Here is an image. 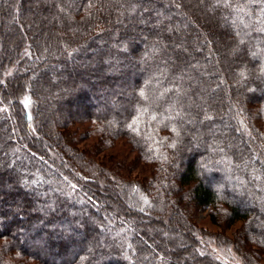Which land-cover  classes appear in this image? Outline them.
Masks as SVG:
<instances>
[{"label":"trees","instance_id":"trees-1","mask_svg":"<svg viewBox=\"0 0 264 264\" xmlns=\"http://www.w3.org/2000/svg\"><path fill=\"white\" fill-rule=\"evenodd\" d=\"M0 9V264H179L141 241L159 216L201 264H233L212 242L264 264V0Z\"/></svg>","mask_w":264,"mask_h":264},{"label":"rangeland","instance_id":"rangeland-1","mask_svg":"<svg viewBox=\"0 0 264 264\" xmlns=\"http://www.w3.org/2000/svg\"><path fill=\"white\" fill-rule=\"evenodd\" d=\"M0 12H1V9H0ZM10 17V16H9ZM11 21V18L10 20H7V22L9 23ZM4 27V21H3V16L0 17V31L3 29ZM0 44H1V41H0ZM4 45V47L6 46V43L0 45V47H2ZM3 49V47H2ZM2 49L0 50V58H4V55H3V52H2ZM94 55H92V58L91 60H94V57L97 56L99 54V50L98 49H94ZM2 54V55H1ZM1 60V59H0ZM51 77H55L59 80V82L61 81V77H60V74L59 73H56V72H51L50 73ZM226 80H228V75L225 76ZM64 91V85L62 83H59V84H56L54 83V86L52 87V93L50 94L51 98L52 99H49L48 101H53L55 102V100L61 96L65 97L62 93ZM56 93V94H55ZM53 94V95H52ZM56 96V97H55ZM48 97V96H47ZM46 97V98H47ZM49 97V98H50ZM234 99V97H233ZM24 101V107L28 110L30 108V102L29 101H26L23 99ZM54 124L53 126L57 127V122H56V119H54ZM2 127V126H1ZM54 127V128H55ZM3 128V127H2ZM19 157L20 156H15V160L18 161L19 160ZM25 160V158H24ZM25 162H28V160L26 159ZM25 168H26V164L24 165L23 167V171L22 172H25ZM53 178H51V180H48L49 182H52ZM22 183L24 184H27V183H30L32 184L33 181H28V182H25L24 178L22 179ZM105 193H106V196L103 197V198H106V199H112V200H117V202L123 204V205H129V203L131 204V197H130V194H121V193H115V192H112V191H107L105 190ZM127 209V208H126ZM100 212L101 214L104 216L105 220L108 221L109 223H112L110 219H112L110 217L111 213H112V209H108V210H104V206H101V209H100ZM210 213V209H199L195 212V221H196V224L198 227H196V231L200 234H202L203 238H209L210 237V232H217L218 229L216 228V226H214L210 220H209V215ZM156 222V224H145L144 227L142 228H145L147 229L149 232L147 233H144V237H141V241L142 242H147L149 241L150 243H154V244H157L159 245V242H161V245H165L166 249H172V250H175L174 252H172V256L174 259H177V261L179 262V264H201L198 260H196L192 254V249L190 247H183L184 244H183V235L184 233L186 232V228L183 226V225H177L175 223V226H174V223L171 222V223H167L165 222L164 218H161L160 216L159 217H155L153 218ZM161 219L159 222L158 220ZM149 220V219H148ZM240 224L237 223L236 225H234L231 230L228 232L229 236L232 235L234 232H236L238 230V228H240ZM158 229V234H157V231L155 229ZM150 229L152 231H150ZM203 231L200 233V231ZM155 231V232H154ZM208 232V233H207ZM13 234V233H12ZM153 235V236H152ZM207 235V236H206ZM147 237V238H146ZM209 239H212L211 237ZM169 246V247H167ZM91 248V246H88ZM229 247V244H216L214 242H212L211 244V249H214L215 250V253L218 254V256H224L226 257L227 259H231L232 263L233 264H243L241 262V259L239 257H237L233 250L232 249H228ZM154 247H147V250H146V253L147 255H151L152 251H153ZM90 250V249H89ZM170 254V253H169ZM168 254V255H169Z\"/></svg>","mask_w":264,"mask_h":264},{"label":"snow or ice","instance_id":"snow-or-ice-1","mask_svg":"<svg viewBox=\"0 0 264 264\" xmlns=\"http://www.w3.org/2000/svg\"><path fill=\"white\" fill-rule=\"evenodd\" d=\"M224 3L227 5V3H228V0H224Z\"/></svg>","mask_w":264,"mask_h":264}]
</instances>
